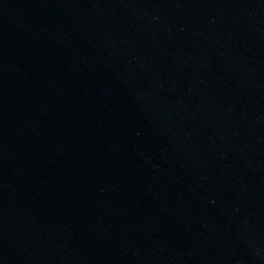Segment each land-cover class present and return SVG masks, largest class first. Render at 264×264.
<instances>
[{
	"label": "water",
	"instance_id": "water-1",
	"mask_svg": "<svg viewBox=\"0 0 264 264\" xmlns=\"http://www.w3.org/2000/svg\"><path fill=\"white\" fill-rule=\"evenodd\" d=\"M0 264H264V0H0Z\"/></svg>",
	"mask_w": 264,
	"mask_h": 264
}]
</instances>
